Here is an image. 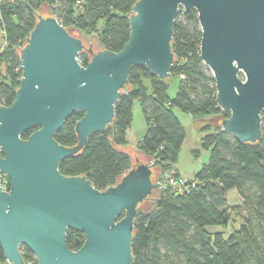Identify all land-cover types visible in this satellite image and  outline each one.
<instances>
[{"label":"water","instance_id":"1","mask_svg":"<svg viewBox=\"0 0 264 264\" xmlns=\"http://www.w3.org/2000/svg\"><path fill=\"white\" fill-rule=\"evenodd\" d=\"M180 9L197 13L199 60L214 80L217 107L229 113L220 128L241 144L262 140L264 0H136L128 39L118 52L95 48L50 12L32 10L35 25L17 51L21 78L15 99L0 105V176L9 180L8 189L0 182L1 264H27L22 246L37 264H133L135 219L161 188L151 164L134 156L104 190L86 176L62 175L58 165L112 124L133 67L171 79ZM80 53L88 57L85 66ZM76 111L82 113L74 125L77 142L60 145L54 135ZM68 230L84 235L76 251L66 245Z\"/></svg>","mask_w":264,"mask_h":264},{"label":"trees","instance_id":"2","mask_svg":"<svg viewBox=\"0 0 264 264\" xmlns=\"http://www.w3.org/2000/svg\"><path fill=\"white\" fill-rule=\"evenodd\" d=\"M135 1L0 0V29L5 41L4 48L0 47V61L6 64L5 74L0 77V105L10 106L15 99L21 78L17 51L35 25L32 10L39 12L45 5L65 29L96 34L101 49L118 52L128 39V16ZM200 39L197 13L180 9L171 42V78L179 79L175 97L168 96V81L150 75L145 68L133 67L128 92L122 93L115 104L112 124L102 133L91 134L78 155L58 165L62 175L86 176L95 189L104 190L131 166L130 158L117 147L127 145L135 104L146 123L145 135L136 149L153 161L155 172L177 161L185 138L174 110L197 122L209 118L198 128L200 147L210 152L208 163L188 182L196 183L195 187L182 193L166 187L151 207L139 210L131 245L133 264H264V121L262 140L255 145L238 143L222 131L219 122L229 113L215 103L214 80L199 60ZM77 59L82 66L88 61L85 53ZM81 117V112L71 113L55 133L54 139L60 145L76 144L74 125ZM35 130L21 137L27 139ZM174 176L179 177L178 173ZM0 182L8 189L7 177L2 175ZM231 190L237 192L240 204L229 205L226 195ZM237 219L240 222L233 227ZM228 226L232 228L228 236L208 230ZM65 242L69 250L76 251L84 235L68 230ZM20 251L27 264H37L26 247H20ZM3 262L0 249V264Z\"/></svg>","mask_w":264,"mask_h":264},{"label":"rangeland","instance_id":"3","mask_svg":"<svg viewBox=\"0 0 264 264\" xmlns=\"http://www.w3.org/2000/svg\"><path fill=\"white\" fill-rule=\"evenodd\" d=\"M39 12H50V11L47 8V6L43 5L40 7ZM73 32H74V30L72 31V33ZM77 34L83 40H85L87 43L93 44V46L95 48L100 47L96 34L85 35V34L78 32V31H77ZM4 46H5V44H4ZM4 46L3 47L1 46V49L4 48ZM207 74L211 75L210 71L207 72ZM0 77H2V76L0 75ZM167 83H168V96L170 98H174L176 95V92L178 90L179 79L178 78H171L168 80ZM174 115L176 116V118L179 120L181 126L183 127V130L185 133V138H184L183 144L181 146V149L179 151L177 161L175 163H173L172 166L166 167L165 169H156L155 168L156 169L155 173L157 175L156 181H158L160 183V185L162 182V178L167 179V177L174 176V173H177L175 170H177L181 174V176L178 174L180 178L186 180V182H189L190 179H192L194 177V175L200 170V168L203 165L208 163L209 157H210V152L208 150H203L200 147V144H199L200 135H199V130H198L199 126H203L208 121L209 118H204V119H201L197 122L195 119H193L189 115L184 114L177 109L174 110ZM133 116H134L133 125L135 126V129L138 126L144 125L143 114H142L141 108L138 106V104L134 105ZM145 159L149 162V160L147 158H145ZM0 179H1V176H0ZM191 183L196 184L194 182H191ZM163 189H164V187L161 186V188L159 190L154 191V193L152 195V200L145 202L141 206L140 209L142 211H146L149 207H151L155 201L153 199H157L159 196L160 190H163ZM171 189L174 192H179V190H181L178 188H176V189L171 188ZM226 197L228 199L229 205H237V204H240V202H241L240 198H239V196L235 190H231V191L227 192ZM243 216L245 217L246 215L243 214ZM239 222H240V220L237 219L236 223H235V225H233V227H237ZM208 230L210 232H223L225 234V236H228L231 233L232 228H231V226H228L225 229L221 228V227H210Z\"/></svg>","mask_w":264,"mask_h":264},{"label":"crops","instance_id":"4","mask_svg":"<svg viewBox=\"0 0 264 264\" xmlns=\"http://www.w3.org/2000/svg\"><path fill=\"white\" fill-rule=\"evenodd\" d=\"M4 44H5L4 35L0 29V47L1 46L3 47ZM5 69H6V64L4 61L1 60L0 61V75L1 76L5 74ZM133 122H134V116L132 113L131 126L129 130L127 131V145L117 147V150L126 154L130 159H132L134 156L145 158L144 155L140 153L139 151H137L136 149V144L141 140V138L145 135V132H146L145 120H144V125L138 126L136 129H135V126L133 125ZM175 171L181 176V174L177 170Z\"/></svg>","mask_w":264,"mask_h":264},{"label":"built area","instance_id":"5","mask_svg":"<svg viewBox=\"0 0 264 264\" xmlns=\"http://www.w3.org/2000/svg\"><path fill=\"white\" fill-rule=\"evenodd\" d=\"M179 78L180 79H184V76L180 75ZM149 163L151 164L152 167H154L153 166V161H150ZM162 182H161V186L164 187V188L165 187H170V188H173V189H176V188L181 189V190H179L178 193L186 192L190 188L195 187V184H193V183L188 184V182H186V180H184V179H182L180 177L177 178V177H174V176L167 177V179L162 178Z\"/></svg>","mask_w":264,"mask_h":264}]
</instances>
